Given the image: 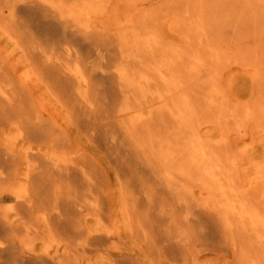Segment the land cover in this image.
I'll return each mask as SVG.
<instances>
[{"label":"bare ground","instance_id":"6f19581e","mask_svg":"<svg viewBox=\"0 0 264 264\" xmlns=\"http://www.w3.org/2000/svg\"><path fill=\"white\" fill-rule=\"evenodd\" d=\"M47 1L0 0V22L7 11L5 32L19 60L90 140L126 152L125 216L153 264H190L198 239L234 253L230 264H264V187L256 195V186L239 187L238 167L202 140L204 123L196 124L190 94L177 80L182 59L168 55L144 22L141 33L127 19L131 30L114 39L90 32L103 0H56L63 9L53 7L50 16L38 12ZM147 1L154 0L140 3ZM27 87L0 61V264H142L117 257L105 235L88 229L107 220L97 172L44 127ZM155 100L166 115L154 114Z\"/></svg>","mask_w":264,"mask_h":264},{"label":"rangeland","instance_id":"374dc122","mask_svg":"<svg viewBox=\"0 0 264 264\" xmlns=\"http://www.w3.org/2000/svg\"><path fill=\"white\" fill-rule=\"evenodd\" d=\"M47 2L44 7H39L38 12L50 16L53 11L61 8L56 0ZM140 2L141 0H110L107 4V0H103V8L100 6V10L97 9V14L100 15L92 16L89 31L98 32L97 35L107 34L114 39L117 34H125L126 30H131L132 27L127 23L129 20L139 22L134 28L141 33H144L141 28L143 22L146 26L153 27L151 29L157 34L168 55L175 57L177 61L182 59L181 62L184 63L178 62L177 80L184 81V89L191 95L189 100L195 106L194 118L198 115L196 124L204 123V128L200 127L202 140L211 146L213 143V147L225 153L231 169L238 167L234 173L237 171L235 175L238 174L239 187L247 189L256 186L254 193L258 194L263 189L261 187H264V0H154L144 2L143 5ZM122 11L126 12L124 16ZM9 18L5 11L4 21L0 22V61L5 70L13 71L14 79L26 83V87L32 90L34 106L43 116L44 127L65 138L68 146L66 151L86 160L97 172L102 191L99 197H103L106 204L107 220L91 221L88 229L105 235L106 246L117 257L122 252L138 259L142 264H153L146 247L131 233V224L125 216L122 190L128 175L123 164L126 152L107 150L103 144L101 146L92 142L88 133L74 123L75 118L70 119L67 109L55 99L51 91L36 82L35 76L19 60L21 53L15 46V41L5 32L6 27L11 25ZM177 54V57L174 56ZM196 62L200 64L199 68ZM20 64L24 70H21L23 68ZM163 106L159 102L155 103L154 114L166 115V108ZM126 120L130 123L131 117ZM225 135L228 140L224 144L220 141ZM235 157L238 162H235ZM230 161L236 164L231 165ZM196 197L203 198L197 194ZM10 204V201L1 202L5 207ZM76 209L80 211L78 206ZM198 240L189 247L190 253L196 257L190 264H230L234 261L235 255L231 251H217L214 246H202Z\"/></svg>","mask_w":264,"mask_h":264}]
</instances>
